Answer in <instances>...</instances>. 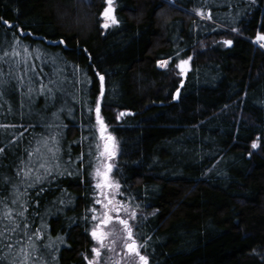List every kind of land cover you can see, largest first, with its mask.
Segmentation results:
<instances>
[{"label":"trees","instance_id":"trees-1","mask_svg":"<svg viewBox=\"0 0 264 264\" xmlns=\"http://www.w3.org/2000/svg\"><path fill=\"white\" fill-rule=\"evenodd\" d=\"M113 3L0 0V264L92 258L97 102L149 264H264V0Z\"/></svg>","mask_w":264,"mask_h":264},{"label":"snow or ice","instance_id":"snow-or-ice-1","mask_svg":"<svg viewBox=\"0 0 264 264\" xmlns=\"http://www.w3.org/2000/svg\"><path fill=\"white\" fill-rule=\"evenodd\" d=\"M106 4L107 6L101 14L103 18L102 27L105 29L109 28L112 25L119 24V20L115 15V7L113 0H106ZM197 14L202 17L205 15L204 12L201 10H197ZM208 18L211 19V13H208ZM3 23L8 25L9 27H12L11 23L7 20H4ZM256 39L260 46L264 47V35L258 34ZM17 43H19V41H17ZM61 43H63V41H61ZM224 43L227 45H231L232 41L226 40ZM24 52L31 55L27 48L24 49ZM5 55H8V53H5ZM13 55H20V53L14 52ZM190 59V57L188 58V60L182 59L176 65V67L180 70L181 74L186 73V67ZM166 66L167 61L161 62V67ZM99 80L101 84L99 96L102 100L104 97V76L100 75ZM181 87H183V83H181ZM176 96L177 98L179 97V89H177ZM120 115L123 116L124 113H121ZM95 116L96 124L98 125L99 130V139L103 141V150L100 152V156L106 158L108 161H111L117 154L118 144L115 136L111 135L108 132V126L105 123L103 117L101 116L100 102H97L95 104ZM97 147L100 148V145L98 144ZM252 147L257 148L258 144L253 143ZM0 151H2V149H0ZM112 169V163H107L106 165H104L103 168L98 167L96 169V176L98 178L96 188L100 189L101 196L105 197L104 200H97L96 203L103 204L104 211L100 216L93 215L91 217L93 220L98 221V223L93 227L91 235L98 242L99 247H93L92 252L95 253L96 258L90 259L88 261V264H99V257L101 256V251L105 247H108L109 251L115 250L113 246L116 244V238H111L114 237V233L111 231H106L107 226L111 225L113 223V220L117 221L122 226V231L124 235L123 237H121V239L123 241V248L125 249V253L130 259V264L132 261H134L135 264H149L148 257L142 254L141 252L142 242L137 239L136 233L134 232V229L130 223L131 220L136 219V212H128V210L124 208L123 202L116 200L115 195L113 194V190L115 189L118 191L121 186L118 182H115L113 179H111L110 174L112 172ZM105 189L108 190L107 195H105ZM91 211L93 213H96L97 209L93 208ZM121 212H126L127 218L122 217L120 215ZM113 213L116 214L115 217L112 215ZM22 214L23 213H21V215ZM106 238H111L108 246L105 245ZM7 247L12 248L13 245L8 244ZM33 248L34 246L32 245L31 241L27 246L22 247L20 249V258L18 259V261L15 262V264H26V261H28L32 257Z\"/></svg>","mask_w":264,"mask_h":264},{"label":"rangeland","instance_id":"rangeland-1","mask_svg":"<svg viewBox=\"0 0 264 264\" xmlns=\"http://www.w3.org/2000/svg\"><path fill=\"white\" fill-rule=\"evenodd\" d=\"M106 8V7H105ZM104 8V9H105ZM104 9H103V11H104ZM102 11V12H103ZM103 19V18H102ZM102 23H103V21H102ZM114 25H112V26H110V27H113ZM257 36L255 37V38H253L254 40H253V43L256 45V46H258L259 48H261V49H264V47H261L260 46V44L257 42ZM178 63H176L175 64V66L172 68L173 69V71H175V72H178V74L179 75H184V74H181L180 73V70L176 67V65H177ZM158 66L160 67V68H167L169 65H168V62H167V66L166 67H161V63H159L158 64ZM189 67V64L187 65V67H186V72H187V68ZM102 146H103V143H102ZM103 158V161H102V163H101V167L100 168H103L104 167V165H106L107 163H112L113 164V162L116 160V158L114 157L111 161H108L106 158H104V157H102ZM113 174V169H112V172H111V174H110V176ZM112 179V178H111ZM94 180L96 181V182H98V178H97V176L95 175V177H94ZM115 182H116V180H114ZM97 191L99 192V197H98V199L99 200H104L105 199V197L104 196H101V190L100 189H97ZM115 189L113 190V194H115ZM104 192H105V195H107V192H108V190L107 189H105L104 190ZM97 207H98V209H97V212H96V215L97 216H100L102 213H103V211H104V208H103V204H99V203H97ZM124 208H126L127 210H128V212H132L131 210H130V208L128 207V206H126L125 205V207ZM114 217H115V213H113L112 214ZM120 215L122 216V217H124V218H127V213L126 212H121L120 213ZM139 216V214L137 213V215H136V219L135 220H131L130 221V223H131V225H132V227L134 228V222L137 220V217ZM98 223V221H96V224ZM106 231H111V232H113L114 233V237H111V238H116V244L113 246L114 248H115V250L114 251H109L108 250V247H105L104 249H102V251H101V256L99 257V264H130V259L127 257V255H126V253H125V249L123 248V241H122V239H121V237H123V231H122V226L117 222V221H115V220H113V223L111 224V225H108L107 226V229H106ZM93 238V237H92ZM111 238H106L105 239V245L106 246H108L109 245V243H110V239ZM95 240V239H94ZM96 241V240H95ZM96 247H99V244H98V242L96 241V245H95ZM96 257H95V253H93V256H92V258L91 259H95ZM87 261H89V260H87ZM131 264H135V262L134 261H132L131 262Z\"/></svg>","mask_w":264,"mask_h":264},{"label":"water","instance_id":"water-1","mask_svg":"<svg viewBox=\"0 0 264 264\" xmlns=\"http://www.w3.org/2000/svg\"><path fill=\"white\" fill-rule=\"evenodd\" d=\"M180 87H181V84H180ZM174 99H176V96L174 97Z\"/></svg>","mask_w":264,"mask_h":264}]
</instances>
